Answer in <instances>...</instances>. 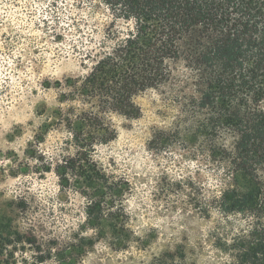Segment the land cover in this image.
<instances>
[{
    "label": "rangeland",
    "instance_id": "obj_1",
    "mask_svg": "<svg viewBox=\"0 0 264 264\" xmlns=\"http://www.w3.org/2000/svg\"><path fill=\"white\" fill-rule=\"evenodd\" d=\"M55 1L0 0V264H55L70 247L83 248L80 264H232L235 240L264 213L220 209L224 190L246 181L219 150L231 135L199 129L209 112L182 64L136 97L139 118L110 114L117 137L95 148L121 194L100 203L121 208L117 222L91 219L85 185L62 182L57 164L78 150L57 112L74 105L69 84L88 73L104 15L91 0Z\"/></svg>",
    "mask_w": 264,
    "mask_h": 264
},
{
    "label": "trees",
    "instance_id": "obj_2",
    "mask_svg": "<svg viewBox=\"0 0 264 264\" xmlns=\"http://www.w3.org/2000/svg\"><path fill=\"white\" fill-rule=\"evenodd\" d=\"M90 4L93 14L104 15L96 30L100 40L85 54L88 73L70 81L65 101L74 105L58 111L56 118L66 123L78 150L74 158L57 164V173L66 184L85 185L82 191L89 200L88 216L117 222L122 211L111 206L106 214L102 209L105 191L114 200L121 194L93 159L97 145L117 137L109 115L139 118L136 97L168 83L174 66L182 64L194 76V102L209 112L199 129L231 135L230 147L222 145L219 150L225 154L231 174L242 175L246 181L241 189L224 190L220 209L226 214L262 217L264 0H91ZM236 241L232 264H264L263 221ZM82 250L55 251L54 263L67 264L70 259L69 264H80Z\"/></svg>",
    "mask_w": 264,
    "mask_h": 264
}]
</instances>
